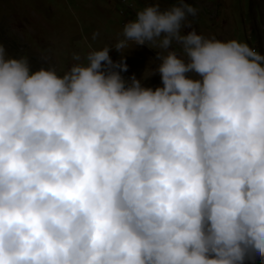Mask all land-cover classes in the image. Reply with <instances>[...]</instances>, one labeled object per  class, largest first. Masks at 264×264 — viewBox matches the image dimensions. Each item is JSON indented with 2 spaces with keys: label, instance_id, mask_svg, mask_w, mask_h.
Returning a JSON list of instances; mask_svg holds the SVG:
<instances>
[{
  "label": "clouds",
  "instance_id": "1",
  "mask_svg": "<svg viewBox=\"0 0 264 264\" xmlns=\"http://www.w3.org/2000/svg\"><path fill=\"white\" fill-rule=\"evenodd\" d=\"M196 12L140 7L62 75L0 46V264H264V54ZM173 42L140 79L109 57Z\"/></svg>",
  "mask_w": 264,
  "mask_h": 264
},
{
  "label": "rangeland",
  "instance_id": "2",
  "mask_svg": "<svg viewBox=\"0 0 264 264\" xmlns=\"http://www.w3.org/2000/svg\"><path fill=\"white\" fill-rule=\"evenodd\" d=\"M153 3L161 9L191 4L197 12L187 18L185 33L194 29L205 38L236 39L264 54V0H0V46L14 58L26 55L33 70L43 67L62 75L74 63L84 62L91 51L111 47L136 10ZM148 46L155 51L130 44L123 54L110 50L109 57L118 62L123 55L127 70L121 76L140 79L144 71L148 74L147 68L155 67L151 62L156 61V51L176 49L180 54L175 42L167 50L154 43ZM142 84L161 86L160 77L151 75Z\"/></svg>",
  "mask_w": 264,
  "mask_h": 264
}]
</instances>
